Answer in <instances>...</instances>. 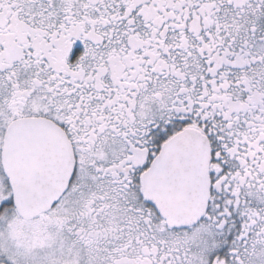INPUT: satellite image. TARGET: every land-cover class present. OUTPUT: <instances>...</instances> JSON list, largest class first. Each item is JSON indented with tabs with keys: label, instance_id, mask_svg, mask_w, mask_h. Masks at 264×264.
<instances>
[{
	"label": "snow or ice",
	"instance_id": "6c2138e0",
	"mask_svg": "<svg viewBox=\"0 0 264 264\" xmlns=\"http://www.w3.org/2000/svg\"><path fill=\"white\" fill-rule=\"evenodd\" d=\"M0 264H264V0H0Z\"/></svg>",
	"mask_w": 264,
	"mask_h": 264
}]
</instances>
